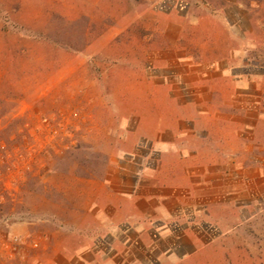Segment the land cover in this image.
Segmentation results:
<instances>
[{"label": "rangeland", "instance_id": "374dc122", "mask_svg": "<svg viewBox=\"0 0 264 264\" xmlns=\"http://www.w3.org/2000/svg\"><path fill=\"white\" fill-rule=\"evenodd\" d=\"M34 1L0 0V264H264V0ZM171 21L187 29L182 43L197 59L231 41L239 66L221 75L153 52L170 45ZM208 92L219 112L199 122L225 127L207 142L221 162L201 169L189 194L175 192L180 217L144 243L119 234L98 245L101 255L78 252L85 237L69 223L84 217L72 198L85 185L73 176L136 164L150 154L139 134L167 120L157 110L203 103Z\"/></svg>", "mask_w": 264, "mask_h": 264}, {"label": "crops", "instance_id": "0c3cea01", "mask_svg": "<svg viewBox=\"0 0 264 264\" xmlns=\"http://www.w3.org/2000/svg\"><path fill=\"white\" fill-rule=\"evenodd\" d=\"M252 19H247L250 27L246 29V35L253 31ZM169 28L173 30V33L166 34L170 45L151 48L153 52L164 50L173 56V60L185 66L221 68V75L229 71L227 68L239 66L237 55L241 51L237 45L232 46L231 41L219 44L218 48L213 46L217 49L213 58L197 59L198 56L195 57L188 45L182 43L187 39V29L174 21L169 23ZM213 30L210 27L203 28V35L210 41L216 37ZM227 31L229 37L238 39V32L231 25ZM252 45L251 41H246L245 53L253 49ZM244 59L247 60V56ZM159 61L162 60L155 58L151 60V64L156 66ZM207 74L203 73L201 81L209 80ZM231 81L237 82L238 75L232 76ZM210 97L208 92L203 102L205 104L196 102L192 106L190 102H183L174 108L158 109L156 113L167 115V120L164 125L159 124L151 129L149 135L139 134L140 138L149 141L150 154L142 155L136 164H131L128 160L127 164L121 162L119 165H113L105 178L73 176L77 183L85 185L81 190H77L75 198H72L74 208L78 211L84 210V217L69 223L71 234L85 237V245L77 249L78 252L89 250L93 251L95 256L101 255L104 248L98 245L106 242L105 238L108 236L114 238L119 234L133 235L136 242L144 243L146 236L155 237L165 232L168 227L167 220L180 217L183 204L181 194L175 196V192L182 190L189 194V190H195L192 188L193 184L198 186L201 182V169H205L208 164L221 162L218 158L219 148L216 151L207 142L222 136L225 127L214 122H199L202 116L219 112L218 108L209 104ZM174 115L179 116L177 125L173 122ZM181 121L183 125L179 124ZM152 152H157V155L151 157ZM114 159L119 160L117 157H113ZM119 177L123 180L119 181ZM171 203H177L176 212L170 208ZM60 227L65 228L66 224ZM62 234L65 235V232H59L58 229L54 232L55 237L60 238L58 242ZM129 239L130 237L123 242L126 243ZM109 245L114 249L112 243ZM115 251L117 252L116 249ZM56 252L60 257H81V253H67L62 248Z\"/></svg>", "mask_w": 264, "mask_h": 264}, {"label": "trees", "instance_id": "16d2710c", "mask_svg": "<svg viewBox=\"0 0 264 264\" xmlns=\"http://www.w3.org/2000/svg\"><path fill=\"white\" fill-rule=\"evenodd\" d=\"M99 71H101V67L99 65H97L96 67Z\"/></svg>", "mask_w": 264, "mask_h": 264}]
</instances>
